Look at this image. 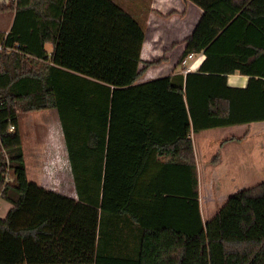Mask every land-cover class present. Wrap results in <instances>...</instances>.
Segmentation results:
<instances>
[{
  "label": "trees",
  "instance_id": "16d2710c",
  "mask_svg": "<svg viewBox=\"0 0 264 264\" xmlns=\"http://www.w3.org/2000/svg\"><path fill=\"white\" fill-rule=\"evenodd\" d=\"M187 1L203 14L178 65L205 59L145 83L158 61L141 67L145 30L114 0L0 5L14 15L0 30V198L13 206L0 264H264V181L205 220L190 137L264 122V0ZM44 110L57 112L74 194L28 176L21 120Z\"/></svg>",
  "mask_w": 264,
  "mask_h": 264
},
{
  "label": "rangeland",
  "instance_id": "374dc122",
  "mask_svg": "<svg viewBox=\"0 0 264 264\" xmlns=\"http://www.w3.org/2000/svg\"><path fill=\"white\" fill-rule=\"evenodd\" d=\"M8 1L2 0L0 5ZM12 17V11H0V29H8ZM166 23L167 21H163V24ZM149 26L153 27L152 21H149ZM179 54L180 49L174 54L173 62L178 60ZM145 62L154 61H144L141 67L145 66ZM22 122L21 132L26 143L30 179L43 176L45 182L55 186L61 183L64 190L74 194V185L71 178L68 179L67 159L61 157V154H65V149L59 140L62 133H60L61 125L56 110L25 114L22 116ZM250 128L252 127L248 126L246 130ZM253 128V135L239 143L223 144L221 140V137L225 135L244 129L239 126L210 131L211 140L202 136L206 132L197 136L199 138L197 144L200 201L205 204L207 212L204 215L205 218L211 215L208 212L215 213L226 202L229 195L264 181V137L258 133V130L255 133L256 127ZM54 148L55 158L53 157ZM218 152L225 154L222 163L215 160ZM60 158L63 160L61 164L57 163Z\"/></svg>",
  "mask_w": 264,
  "mask_h": 264
},
{
  "label": "crops",
  "instance_id": "0c3cea01",
  "mask_svg": "<svg viewBox=\"0 0 264 264\" xmlns=\"http://www.w3.org/2000/svg\"><path fill=\"white\" fill-rule=\"evenodd\" d=\"M2 1V0H0ZM8 1V0H6ZM117 4L121 5L123 8L131 12L137 17V20L141 23L145 30L146 39L143 45L142 49V59L143 61H158L157 64L152 65L147 72L144 74V76L139 79V83H145L148 81H151L153 79L176 74L177 72L186 74L188 72H185L184 67L182 65H178V61L182 55V52L185 48V38L188 37L194 30L195 26L197 25L200 17L203 14V10L198 7L197 5L193 4L190 1L187 0H114ZM154 17V18H153ZM14 18V15L12 17V20ZM156 18V19H155ZM161 18V19H160ZM161 20V21H160ZM149 21L153 22V27L149 26ZM163 21H167L166 24H163ZM2 30V29H0ZM4 30V29H3ZM183 35L184 37L179 38L178 36ZM47 49L51 50L52 45L47 44ZM180 49V54L178 60L173 62L174 54ZM198 60L193 63V69L190 72H194L198 69L200 64L205 59L204 54L197 55ZM200 63L198 64V62ZM249 77L246 75L241 74H232L228 77V85L229 86H235V87H245L248 83ZM168 115L163 116L159 120V132L165 130L166 135L168 133L167 128V120ZM25 119V118H24ZM24 121V120H23ZM22 122V120H21ZM23 123V122H22ZM21 123V127H22ZM26 123V122H25ZM61 125V124H60ZM243 127L244 129L240 130L237 133H231L230 135H225L224 137H221V140L223 144L230 143V142H241L243 140L248 139L251 135H253V131L255 128V133L258 130L259 134H262V137H264V122H256L252 124H246V125H236L232 127H226V128H233V127ZM252 127L246 130V127ZM226 128H219V129H226ZM61 129V126H60ZM59 129V130H60ZM219 129H211L207 131L201 132L207 140H211L210 138V131L213 130H219ZM244 132V134H242ZM60 133H62V136L59 137L60 142L63 144V148L65 149V143H64V137L62 129L60 130ZM200 134V133H199ZM198 133H191L190 137L194 144V152H195V161L197 165V171L199 173V166H198V139L197 136ZM23 143H24V150L26 155V161L28 160V154L26 150V143L23 135ZM218 143V142H217ZM52 149V148H51ZM52 154V151H50ZM56 154L55 148L53 152V157ZM224 153L218 152L215 160H219L218 163H222ZM41 156V155H40ZM61 157L67 158V153L65 150V154H61ZM52 158V157H51ZM63 163L62 158L60 160H57V163ZM28 167V165H27ZM29 176V172H28ZM30 178V176H29ZM70 177L68 176V179ZM32 181H35L39 183L41 186L52 189L56 192L63 193L65 195H71L72 193L70 191L64 190L63 185L61 183H58V186H55V184H49V182H45V179H43V176L39 177H32L30 179ZM12 204L1 199L0 198V218H6L9 211L12 209ZM201 209L203 217L207 213L205 204L203 201H201ZM211 215L209 217L205 218V220L211 218L215 213L208 212Z\"/></svg>",
  "mask_w": 264,
  "mask_h": 264
},
{
  "label": "built area",
  "instance_id": "2783aa9c",
  "mask_svg": "<svg viewBox=\"0 0 264 264\" xmlns=\"http://www.w3.org/2000/svg\"><path fill=\"white\" fill-rule=\"evenodd\" d=\"M197 57H198L197 54L191 53L182 59L181 65L184 67L185 72H190L193 69L192 62L193 61L196 62L198 60ZM13 129L14 127L12 126L11 130Z\"/></svg>",
  "mask_w": 264,
  "mask_h": 264
},
{
  "label": "bare ground",
  "instance_id": "6f19581e",
  "mask_svg": "<svg viewBox=\"0 0 264 264\" xmlns=\"http://www.w3.org/2000/svg\"><path fill=\"white\" fill-rule=\"evenodd\" d=\"M200 63V61L198 62V64Z\"/></svg>",
  "mask_w": 264,
  "mask_h": 264
}]
</instances>
